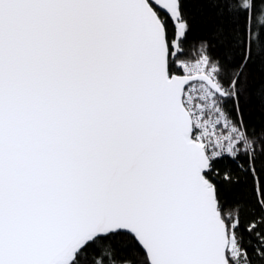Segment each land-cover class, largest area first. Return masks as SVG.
I'll use <instances>...</instances> for the list:
<instances>
[{
	"label": "snow or ice",
	"instance_id": "6c2138e0",
	"mask_svg": "<svg viewBox=\"0 0 264 264\" xmlns=\"http://www.w3.org/2000/svg\"><path fill=\"white\" fill-rule=\"evenodd\" d=\"M0 264H264V0H0Z\"/></svg>",
	"mask_w": 264,
	"mask_h": 264
},
{
	"label": "trees",
	"instance_id": "16d2710c",
	"mask_svg": "<svg viewBox=\"0 0 264 264\" xmlns=\"http://www.w3.org/2000/svg\"><path fill=\"white\" fill-rule=\"evenodd\" d=\"M192 56H193V57L196 56V50H195V49L192 51Z\"/></svg>",
	"mask_w": 264,
	"mask_h": 264
}]
</instances>
